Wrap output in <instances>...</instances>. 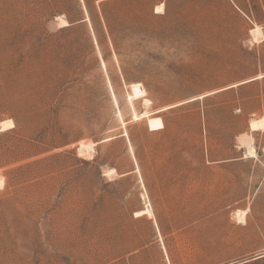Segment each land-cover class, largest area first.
Here are the masks:
<instances>
[{
	"label": "rangeland",
	"instance_id": "374dc122",
	"mask_svg": "<svg viewBox=\"0 0 264 264\" xmlns=\"http://www.w3.org/2000/svg\"><path fill=\"white\" fill-rule=\"evenodd\" d=\"M263 117L264 0H0V264H264Z\"/></svg>",
	"mask_w": 264,
	"mask_h": 264
},
{
	"label": "bare ground",
	"instance_id": "6f19581e",
	"mask_svg": "<svg viewBox=\"0 0 264 264\" xmlns=\"http://www.w3.org/2000/svg\"><path fill=\"white\" fill-rule=\"evenodd\" d=\"M162 7H163V6L161 5L160 8H162ZM85 15H86V16H85V21H87V22L89 23V18H88V15H87L86 11H85ZM60 23H61L63 26H67V25H68V24H67L65 21H63L62 19H60ZM260 33H261V31H260V29H258V28H255L254 30L251 31V34H252L254 37H256V38L258 37V35H260ZM96 48H97L98 55H99V58H100L101 67L103 68L104 73L106 74L105 64H104V62H103V60H102V58H101V54H100V51H99L98 47H96ZM106 79H107V83H108L109 89H110L111 94H112V98H113V101H114L113 103L115 104L116 109H117V117H118V119L122 122L121 112H120V110H119V108H118L117 100H116L115 95H114V93H113V90H112V87H111L110 81H109L108 77H106ZM135 99H142V101H143L146 105H149V104H150V101H149L148 99L145 98V91H144V89L142 88V86H141L140 84H133V85H131V94H130V96H129V98H128V101H129V103H131V101H132V100H135ZM142 117H143V116H141V117H137L136 120H139V119H141ZM122 124L124 125L123 122H122ZM249 126H250L249 129H250L251 131H259V130H263V129H264V117H263L262 119H260V120L251 121L250 124H249ZM12 127H13V124H12L11 121H9V120H8V121H3V122L0 123V132L5 131V130H7V129H10V128H12ZM147 127H148V130H149V131H157V130L163 129L164 126H163V122H162V120H161L160 118L155 117V118H148V119H147ZM124 135H125V137L127 138L126 131H124ZM250 144H251V143H250ZM247 149H248V148H247ZM129 150H130L131 155L133 156V152H132V149H131L130 146H129ZM249 153H250V154H254V152H253V148H252L251 146H249ZM249 153H248V154H249ZM246 154H247V153H246ZM134 163H135V160H134ZM109 172H113V170L108 171L107 174H108ZM135 172L138 174V177H139V179H140V182L142 183L141 178H140V173H139V170H138L137 167L135 168ZM107 174H106V175H107ZM112 175H113V174H112ZM142 186H143V185H142ZM143 190H144V188H143ZM144 194H145V192H144ZM145 202H146V201H145ZM142 215H146V216H148L149 218H152V219H153L152 210H151V207H150V205H149L148 202L146 203V206H145V208H144L143 210L138 211V212H136V214H135V216H142ZM245 217H246V214H245L244 211H237V213H236L237 221H239V222H243V221L245 220ZM153 223H154V225L156 226V222H155V220H153Z\"/></svg>",
	"mask_w": 264,
	"mask_h": 264
}]
</instances>
